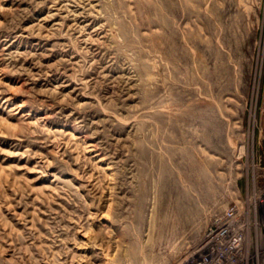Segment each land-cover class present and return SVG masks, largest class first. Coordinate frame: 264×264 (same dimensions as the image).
<instances>
[{"label": "rangeland", "instance_id": "obj_1", "mask_svg": "<svg viewBox=\"0 0 264 264\" xmlns=\"http://www.w3.org/2000/svg\"><path fill=\"white\" fill-rule=\"evenodd\" d=\"M234 205L264 264V0H0V264H182Z\"/></svg>", "mask_w": 264, "mask_h": 264}, {"label": "built area", "instance_id": "obj_2", "mask_svg": "<svg viewBox=\"0 0 264 264\" xmlns=\"http://www.w3.org/2000/svg\"><path fill=\"white\" fill-rule=\"evenodd\" d=\"M249 228L236 205L225 209L204 229L201 240L182 264H242Z\"/></svg>", "mask_w": 264, "mask_h": 264}]
</instances>
